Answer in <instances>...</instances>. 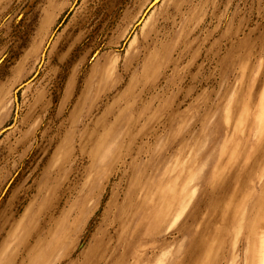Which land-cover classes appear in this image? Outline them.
<instances>
[{"label": "rangeland", "instance_id": "rangeland-1", "mask_svg": "<svg viewBox=\"0 0 264 264\" xmlns=\"http://www.w3.org/2000/svg\"><path fill=\"white\" fill-rule=\"evenodd\" d=\"M263 232L264 0H0V264H264Z\"/></svg>", "mask_w": 264, "mask_h": 264}, {"label": "crops", "instance_id": "crops-1", "mask_svg": "<svg viewBox=\"0 0 264 264\" xmlns=\"http://www.w3.org/2000/svg\"><path fill=\"white\" fill-rule=\"evenodd\" d=\"M263 233H264V232H263ZM262 243H263V248H264V234H263ZM258 254H260V251H259V250H257V257H258Z\"/></svg>", "mask_w": 264, "mask_h": 264}, {"label": "bare ground", "instance_id": "bare-ground-1", "mask_svg": "<svg viewBox=\"0 0 264 264\" xmlns=\"http://www.w3.org/2000/svg\"><path fill=\"white\" fill-rule=\"evenodd\" d=\"M260 231V230H259ZM261 232H262V230H261ZM250 248V247H249ZM250 251V250H249ZM261 252V251H260ZM263 252V251H262ZM259 259H260V257H259ZM260 263V262H259Z\"/></svg>", "mask_w": 264, "mask_h": 264}, {"label": "water", "instance_id": "water-1", "mask_svg": "<svg viewBox=\"0 0 264 264\" xmlns=\"http://www.w3.org/2000/svg\"><path fill=\"white\" fill-rule=\"evenodd\" d=\"M151 7V6H150ZM150 9V8H149Z\"/></svg>", "mask_w": 264, "mask_h": 264}]
</instances>
